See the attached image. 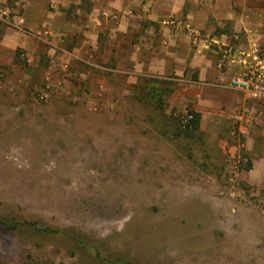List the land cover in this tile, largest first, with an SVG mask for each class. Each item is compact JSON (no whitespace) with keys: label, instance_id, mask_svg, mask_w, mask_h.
<instances>
[{"label":"rangeland","instance_id":"rangeland-1","mask_svg":"<svg viewBox=\"0 0 264 264\" xmlns=\"http://www.w3.org/2000/svg\"><path fill=\"white\" fill-rule=\"evenodd\" d=\"M29 37L32 48L0 54V204L94 249L0 231V264H264V181L242 176L259 151L255 102L247 137L230 119L241 98L221 108L220 129L184 137L172 93L161 109L144 99L146 79L173 80L109 89L105 35L93 50L87 32Z\"/></svg>","mask_w":264,"mask_h":264},{"label":"crops","instance_id":"crops-1","mask_svg":"<svg viewBox=\"0 0 264 264\" xmlns=\"http://www.w3.org/2000/svg\"><path fill=\"white\" fill-rule=\"evenodd\" d=\"M3 11L9 13L10 21L0 19V54L32 48L29 35L41 31L87 32L90 39L83 44L87 42L92 50L103 34L115 76L106 81L109 89L134 85L137 76L171 79L175 82L171 108L198 112L202 131L220 129L221 108L232 110L241 96L225 87L229 73L216 68L214 49L207 50L203 40L194 43L195 33L210 40L229 41L232 35L241 34L264 42V0H0ZM170 19L178 21L170 23ZM83 44L75 51L84 47L87 56L90 46ZM254 105L264 115V101ZM256 136L254 147L259 151L250 154L242 176L262 182L264 118Z\"/></svg>","mask_w":264,"mask_h":264},{"label":"built area","instance_id":"built-area-1","mask_svg":"<svg viewBox=\"0 0 264 264\" xmlns=\"http://www.w3.org/2000/svg\"><path fill=\"white\" fill-rule=\"evenodd\" d=\"M0 19L8 23L9 13L0 12ZM186 28L195 33L190 26ZM194 40V43L198 44L202 39L195 33ZM203 42L205 48L214 49L217 56L216 68L222 74L229 73L228 79L223 83L225 87L241 96L242 101L235 104L230 119L236 132L242 137H247L260 118L249 111L245 104L248 101H264V42L243 37L241 34L232 35L229 41L209 38L203 39ZM190 117L188 115L185 121Z\"/></svg>","mask_w":264,"mask_h":264},{"label":"trees","instance_id":"trees-1","mask_svg":"<svg viewBox=\"0 0 264 264\" xmlns=\"http://www.w3.org/2000/svg\"><path fill=\"white\" fill-rule=\"evenodd\" d=\"M145 81L146 91L144 93V99L154 100L157 103V107L160 109L163 108L166 104V99L174 91V86H172L171 82L158 78H148ZM188 115L191 117L186 120V123L184 124L183 129L179 132V135L192 138L196 132L200 131V114L193 110H186V115L183 119L185 120ZM0 231L8 233H21L22 231H26L32 234L41 235H54L62 233L70 236L72 240L76 241L78 245L82 246L84 249L88 251L94 249L92 244L82 238H78V236H75L74 232L59 230L46 224H40L38 221L20 220L16 217L10 216L3 211L1 204Z\"/></svg>","mask_w":264,"mask_h":264}]
</instances>
